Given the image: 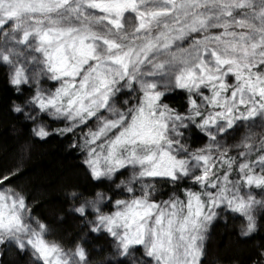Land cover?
<instances>
[{"label":"clouds","instance_id":"1","mask_svg":"<svg viewBox=\"0 0 264 264\" xmlns=\"http://www.w3.org/2000/svg\"><path fill=\"white\" fill-rule=\"evenodd\" d=\"M0 64L23 97L11 112L41 140L72 134L65 151L105 182L63 189L57 221L87 225L70 247L23 186H0V243L31 245L44 264H104L84 244L104 230L109 259L140 245L131 264H198L213 223L228 222L218 206L242 214L241 236L259 230L264 0H0ZM193 126L206 139L194 143ZM40 240L57 251L46 258Z\"/></svg>","mask_w":264,"mask_h":264},{"label":"trees","instance_id":"2","mask_svg":"<svg viewBox=\"0 0 264 264\" xmlns=\"http://www.w3.org/2000/svg\"><path fill=\"white\" fill-rule=\"evenodd\" d=\"M24 87L25 91H31L27 86ZM183 95V92H178L165 98L179 102ZM14 96L16 99H23L7 84L5 66L0 64V185L23 186L28 192L26 206L52 226L49 236L60 239L70 247L87 225L79 227L78 221L82 218L70 212H65L63 221H57V213L65 211L68 204L63 189L79 187L83 192H90L105 182L91 180L86 166L81 162L82 154L78 149L65 151V143L71 140L72 134L64 138L53 134L44 140L34 137L31 134V124L22 118V113L16 115L11 112L9 105ZM183 107L182 104L181 108ZM43 118L48 119L46 116ZM193 129L194 143L206 139L194 126ZM20 162H23L22 168ZM217 211L222 216L226 214L228 222L218 218L213 223L200 264H217V261L222 264H264V211H259V230L247 236H241L237 230V223L243 220L239 213L226 211L223 205L218 206ZM113 240L104 230L100 235L89 232L84 238L88 259H99L104 264H131V258H134L131 255L118 260L107 258V253L115 256ZM135 250L138 253L141 246H136ZM0 264H44V261L33 258L32 251H22L18 245L5 241L0 244Z\"/></svg>","mask_w":264,"mask_h":264},{"label":"snow or ice","instance_id":"3","mask_svg":"<svg viewBox=\"0 0 264 264\" xmlns=\"http://www.w3.org/2000/svg\"><path fill=\"white\" fill-rule=\"evenodd\" d=\"M11 14V13H10ZM158 12H152L151 15L155 16L158 15ZM147 15V13L145 14ZM255 46V45H254ZM262 94H264V89L261 90ZM22 204V201H21ZM37 247L41 250V254L44 255L46 258L53 254L54 252L57 251V247L56 245H48L46 242H44L43 240H40L39 243L37 244ZM81 256H83V252L80 253ZM57 264H60L59 259L57 258Z\"/></svg>","mask_w":264,"mask_h":264},{"label":"rangeland","instance_id":"4","mask_svg":"<svg viewBox=\"0 0 264 264\" xmlns=\"http://www.w3.org/2000/svg\"><path fill=\"white\" fill-rule=\"evenodd\" d=\"M123 171H124V170H123ZM0 186H1V185H0ZM240 215L242 216V214H240ZM242 217H243V216H242ZM6 242H10L11 244H15V243L12 242V241H6ZM0 244H1V243H0ZM136 246L138 247V245L130 246L129 255H131V253H133V252L137 253L136 250H135ZM24 250H25V251H27V250H28V251H33L31 245H27V246L25 247ZM137 254H141V255H142L141 250H139ZM201 257H202V256H201ZM201 257L198 258V264H200ZM148 259H150V258H148Z\"/></svg>","mask_w":264,"mask_h":264}]
</instances>
